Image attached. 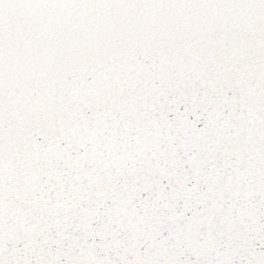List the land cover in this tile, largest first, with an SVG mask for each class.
Instances as JSON below:
<instances>
[{"label": "snow or ice", "instance_id": "6c2138e0", "mask_svg": "<svg viewBox=\"0 0 264 264\" xmlns=\"http://www.w3.org/2000/svg\"><path fill=\"white\" fill-rule=\"evenodd\" d=\"M0 264H264V0H0Z\"/></svg>", "mask_w": 264, "mask_h": 264}]
</instances>
